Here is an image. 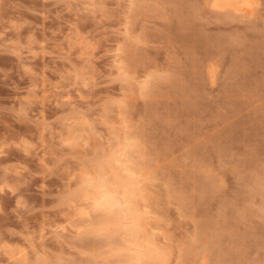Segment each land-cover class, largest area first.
I'll use <instances>...</instances> for the list:
<instances>
[{"label":"clouds","instance_id":"9594fccd","mask_svg":"<svg viewBox=\"0 0 264 264\" xmlns=\"http://www.w3.org/2000/svg\"><path fill=\"white\" fill-rule=\"evenodd\" d=\"M39 3L0 0V161L39 169L0 163V264H264V0Z\"/></svg>","mask_w":264,"mask_h":264},{"label":"rangeland","instance_id":"374dc122","mask_svg":"<svg viewBox=\"0 0 264 264\" xmlns=\"http://www.w3.org/2000/svg\"><path fill=\"white\" fill-rule=\"evenodd\" d=\"M22 2L28 6H35L36 8H40L41 5L39 3V0H22ZM25 16H27L28 19L30 20H34L35 23L39 24L41 23V21L36 18V17H32V16H28L27 13H24ZM56 25L55 24H49L48 27L49 28H54ZM15 61L12 58L9 57H0V67H12L14 66ZM37 67L40 68L43 65L40 63V61H37ZM50 63V61H49ZM0 95H11L10 93H7L6 91H4L3 89H0ZM51 115V113H49ZM9 130L4 129L3 127H0V133H5ZM22 134H29L31 133L33 130L32 129H27V130H21ZM10 135H17V134H21L20 131H16V130H12L10 133ZM27 163L30 164L33 171H39V169L36 166L35 161H28L25 159V157L21 154L18 153L15 150H12L10 152V155L8 157L7 160L5 161H0V163ZM2 175V174H0ZM67 178V174H58L57 179L55 181H50V187L48 189V197L49 200L46 203H52L54 202L51 197L57 192L58 189H62L63 188V184L61 183V181L65 180ZM16 178L15 177H9V180L14 181ZM24 179H29L28 175L25 174ZM39 183H41L40 180H33L32 183L22 189V194L30 201V202H35V204L39 207L42 204L41 201V194L39 192L36 191V185H38ZM0 206L3 207L5 215L0 216V230L7 228V227H14L18 230H22V224L21 223H17L16 218L11 214V209L15 207V198L11 197L10 194H6L4 196H0ZM46 206V205H45ZM46 215H48L49 217V222L52 221H56V222H63L60 220V217L58 215V213H46ZM26 222L30 224L32 229H36L39 230V226L40 224L43 222V215L42 214H37L35 217H26ZM6 239H12L7 237V235L5 236ZM13 242H18V243H23V241H20L18 238H16ZM116 242V241H115ZM112 243V242H111ZM120 241L117 239V242L115 244H119ZM84 247L95 251L97 253H102L103 249H105L106 247L109 246V242L106 241H88L86 242L84 245ZM48 247L52 248L54 250H58L56 248V245L49 241L48 242Z\"/></svg>","mask_w":264,"mask_h":264},{"label":"bare ground","instance_id":"6f19581e","mask_svg":"<svg viewBox=\"0 0 264 264\" xmlns=\"http://www.w3.org/2000/svg\"><path fill=\"white\" fill-rule=\"evenodd\" d=\"M116 242H117V240H116ZM116 242H115V241H113V242H112V244H115Z\"/></svg>","mask_w":264,"mask_h":264}]
</instances>
